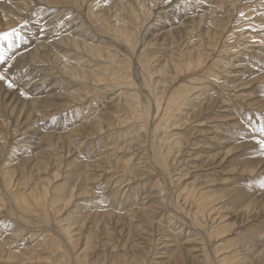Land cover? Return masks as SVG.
I'll list each match as a JSON object with an SVG mask.
<instances>
[{
	"label": "rangeland",
	"instance_id": "1",
	"mask_svg": "<svg viewBox=\"0 0 264 264\" xmlns=\"http://www.w3.org/2000/svg\"><path fill=\"white\" fill-rule=\"evenodd\" d=\"M118 1L0 0V264H264V0H141L133 49Z\"/></svg>",
	"mask_w": 264,
	"mask_h": 264
},
{
	"label": "bare ground",
	"instance_id": "2",
	"mask_svg": "<svg viewBox=\"0 0 264 264\" xmlns=\"http://www.w3.org/2000/svg\"><path fill=\"white\" fill-rule=\"evenodd\" d=\"M151 5H155L157 0H146ZM12 2V1H11ZM99 2V1H98ZM111 2V1H109ZM18 5L13 4V7H17ZM110 6V4H108ZM117 7L118 12L114 14V16L110 18L101 17V16H94L93 14V20L95 22H98L101 26V28H106L108 31H110L115 37L119 38L123 43L127 44L131 49L134 48L136 44V36L137 31L140 26V20L138 19V13L148 11V5L145 2H142L141 0H119L116 3L115 8ZM109 8V7H107ZM110 10V8L108 9ZM11 11V10H10ZM90 12V11H89ZM91 13V12H90ZM123 13V16L121 14ZM125 13V14H124ZM5 16V19L8 20L7 14H3ZM105 18V19H104ZM76 20V19H75ZM7 22V21H6ZM70 27V26H69ZM74 28V27H73ZM82 31L85 33L87 31V28L84 24H81L80 26H76L73 30H68L66 32V35L59 38V43L61 45H68V47L71 46V48L77 50L79 52L80 50L83 51L87 56L91 57L94 60H97L98 62H104L110 61L113 62V64L118 63L120 64L121 61H118L117 57L112 54V52L109 50V47H104L100 44L93 43L91 40L86 39L85 34L82 33ZM63 33V32H62ZM83 34V35H82ZM89 34V33H88ZM61 35V34H60ZM88 36V35H87ZM92 37V36H91ZM99 43V42H98ZM41 46H43L41 44ZM61 47V46H60ZM37 49V48H36ZM70 49V48H69ZM79 50V51H78ZM55 51V50H54ZM74 51V52H75ZM69 52V50H68ZM51 52H49L50 54ZM38 54V53H37ZM41 54V53H40ZM72 54V53H71ZM68 55V53H67ZM85 55V56H86ZM22 56V55H21ZM35 56V55H34ZM52 56V55H51ZM56 56V55H55ZM54 56V57H55ZM70 56V55H69ZM42 57V56H41ZM46 57V56H45ZM53 57V58H54ZM63 57H68L66 54H58L56 57V62L58 63V68L61 73L64 75H67L69 77H81V78H87L86 71L81 69V66L79 64V61L77 59L76 63H70L67 60H64ZM243 57V56H242ZM33 59V58H32ZM44 59V58H43ZM73 59V58H72ZM104 59V60H103ZM52 60V59H51ZM103 60V61H102ZM81 61V60H80ZM115 61V62H114ZM129 61V60H128ZM198 63V62H197ZM17 64V63H16ZM19 64V63H18ZM23 65V64H22ZM117 65V64H116ZM108 66V65H107ZM106 66V63H97V67L94 68L90 75L93 77L92 79L100 82L105 80V77H107L109 71ZM118 66V65H117ZM130 68V67H129ZM121 68L119 70H122ZM86 70V69H85ZM129 70V69H128ZM60 73V74H61ZM62 74V75H63ZM84 79V80H85ZM2 82V80H1ZM0 82V83H1ZM4 82V81H3ZM155 83V82H154ZM2 84V83H1ZM0 84V85H1ZM4 84V83H3ZM2 86V85H1ZM8 87V86H7ZM1 88V87H0ZM9 89V88H8ZM18 90V89H17ZM7 92V91H5ZM14 92V90H13ZM15 94V93H14ZM17 95V94H16ZM6 97V96H5ZM4 97V98H5ZM8 97V96H7ZM10 97V96H9ZM8 97V98H9ZM17 99V96L15 97ZM61 98V97H60ZM187 91L179 90L175 91L172 96L168 99L167 107H174L177 108L184 104L185 99H187ZM7 99V98H6ZM37 99V98H36ZM62 99V98H61ZM15 100V99H14ZM20 100V99H19ZM33 100V99H32ZM34 101V100H33ZM32 101V102H33ZM23 103V101H19ZM25 102V101H24ZM31 102V103H32ZM37 102V101H36ZM44 102V101H43ZM34 103V102H33ZM39 103V102H37ZM45 103V102H44ZM43 103V104H44ZM29 104V103H28ZM52 105V104H51ZM29 106V105H28ZM262 106V105H261ZM30 107V106H29ZM13 108V107H12ZM166 108V107H165ZM56 109V108H55ZM173 110V108H172ZM31 112V111H30ZM231 117V116H230ZM173 118V117H172ZM229 119V118H228ZM232 120V119H231ZM73 130V129H72ZM31 138V136H29ZM63 139V138H62ZM67 139V138H66ZM179 141V140H178ZM176 143V142H175ZM252 144V143H251ZM25 146V145H24ZM70 150V149H69ZM212 162V161H211ZM215 171V170H214ZM251 174V173H250ZM252 175V174H251ZM202 207L204 205H207L208 203L206 200L202 197ZM241 258V257H240ZM233 260V259H232Z\"/></svg>",
	"mask_w": 264,
	"mask_h": 264
},
{
	"label": "snow or ice",
	"instance_id": "3",
	"mask_svg": "<svg viewBox=\"0 0 264 264\" xmlns=\"http://www.w3.org/2000/svg\"><path fill=\"white\" fill-rule=\"evenodd\" d=\"M10 35H12V33H3V39H8ZM0 60H2V56H0ZM0 80H4V75L2 73H0ZM8 87H13L12 83H8ZM259 132L262 136H264V125H261V127L259 128ZM258 143L260 148L264 149V139L258 141ZM261 186L264 187V182H262Z\"/></svg>",
	"mask_w": 264,
	"mask_h": 264
}]
</instances>
